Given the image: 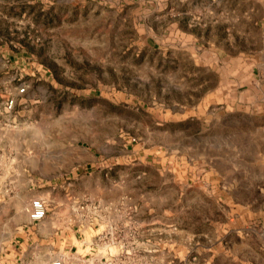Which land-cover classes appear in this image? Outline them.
<instances>
[{"label":"rangeland","instance_id":"374dc122","mask_svg":"<svg viewBox=\"0 0 264 264\" xmlns=\"http://www.w3.org/2000/svg\"><path fill=\"white\" fill-rule=\"evenodd\" d=\"M219 1L222 16L232 21L242 10L243 22L264 2L214 0V17ZM44 2L0 0L2 207L12 204L20 225L33 198L65 219L124 206L127 141L151 152L155 166V196L137 195L135 205L172 210V245L163 242L153 264H264L261 34H206L207 0H89V16ZM187 10L192 38L171 26L186 23ZM77 149L103 167L73 179ZM173 158L176 192L160 193L174 187L159 182V170L174 174Z\"/></svg>","mask_w":264,"mask_h":264},{"label":"crops","instance_id":"0c3cea01","mask_svg":"<svg viewBox=\"0 0 264 264\" xmlns=\"http://www.w3.org/2000/svg\"><path fill=\"white\" fill-rule=\"evenodd\" d=\"M44 1L46 5V0ZM47 1L49 6H57L58 3L70 7L72 5V7L79 9L80 15H93V11L89 10V3H91L89 0ZM185 1L187 2L188 0ZM213 3L214 0H207L206 3H203L206 6V10L209 11L210 18L214 17L213 14H215L212 8ZM219 3L221 1L218 2L217 16L203 21V29L206 30V34H221V38H225L226 34H261L264 38V2L253 6V8L251 6V9L245 13V15H250L248 22L241 21L242 10L238 9L235 10L237 14L235 18H232L233 22L227 20L225 15L222 16L220 14L223 7H220ZM98 4L94 3L92 5L94 9L99 10L96 13L107 12L109 7L106 6L107 4L105 6ZM66 12L67 10L63 13ZM68 12L70 14V10ZM185 14L188 17L186 23L182 24V21L177 18L172 21L171 26L175 27L176 34H186L187 37L192 38L193 34L196 33L192 28L190 10H187ZM213 38H215V35H213ZM77 150L83 156L76 158V171L72 173L73 179H82L90 176V173L91 175L94 174V172H85L84 169L88 166L97 164L99 165L98 167H103V163L99 162L96 154L91 150ZM121 152L125 157L123 160L125 163L124 171H121V182L127 184L130 191L124 206H113L109 210L105 208H95L94 210L80 208L72 219H65L67 215L65 212L60 211L56 212L55 216H52V213L47 212L46 209V215L43 219L32 222L27 216V221L19 225L17 209L12 204L9 208L2 207V193L0 191V264H47L52 258L60 254L71 255V261L75 263L80 258L94 254L107 258L127 255L133 264L160 262L162 260L160 250L162 243L172 245L170 234L166 235L173 230L171 207L165 206L163 209L153 210L150 206L143 208L135 205L137 195H140V198H145V200L148 199L144 195L147 197L152 195L148 197L149 199L155 196L154 193L150 192L149 194L148 192L155 183L149 178L151 171L155 168L153 157H151V152L149 151L143 149L139 152L134 146L129 147L127 141ZM163 155L165 157L169 156L166 152H163ZM149 157H151L150 160ZM165 160L169 161V165L172 167V160ZM166 161L163 164L165 167H167ZM176 163L177 159L173 158L174 174L172 173V168L169 169V172L168 170H159L160 173H163L159 182L163 183L165 179L170 183V186L172 184L174 186L172 189H164L160 193L176 192ZM132 170L136 172H132ZM168 173L170 174L169 177H167ZM154 190L152 189V191ZM147 210L153 211L151 213L153 216L150 218L146 217ZM161 210L163 211L161 212ZM3 215L7 217L5 221L2 219ZM107 227L120 231L119 242L121 244L117 242L106 244L100 241L98 234ZM163 231L164 235L162 234Z\"/></svg>","mask_w":264,"mask_h":264},{"label":"built area","instance_id":"2783aa9c","mask_svg":"<svg viewBox=\"0 0 264 264\" xmlns=\"http://www.w3.org/2000/svg\"><path fill=\"white\" fill-rule=\"evenodd\" d=\"M24 86H20L17 91L22 92ZM12 101H9L11 103ZM28 218L30 221L35 222L43 219L46 215V209L44 202L39 198H33L30 200V205L27 210ZM115 230L111 227H107L104 231L98 234L100 241L106 244L118 243L119 239L116 238ZM121 244V242L119 243ZM71 255L60 254L51 259L47 264H133L129 256L117 255L113 257H102L98 255H90L80 258L78 261H71Z\"/></svg>","mask_w":264,"mask_h":264}]
</instances>
